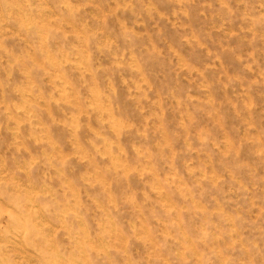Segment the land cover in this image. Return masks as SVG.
Returning a JSON list of instances; mask_svg holds the SVG:
<instances>
[{
    "label": "rangeland",
    "instance_id": "obj_1",
    "mask_svg": "<svg viewBox=\"0 0 264 264\" xmlns=\"http://www.w3.org/2000/svg\"><path fill=\"white\" fill-rule=\"evenodd\" d=\"M0 264H264V0H0Z\"/></svg>",
    "mask_w": 264,
    "mask_h": 264
},
{
    "label": "bare ground",
    "instance_id": "obj_2",
    "mask_svg": "<svg viewBox=\"0 0 264 264\" xmlns=\"http://www.w3.org/2000/svg\"><path fill=\"white\" fill-rule=\"evenodd\" d=\"M22 19V18H21ZM35 96V95H34Z\"/></svg>",
    "mask_w": 264,
    "mask_h": 264
}]
</instances>
